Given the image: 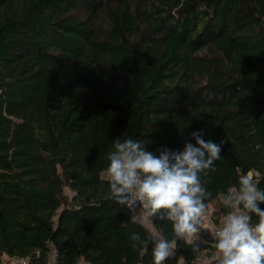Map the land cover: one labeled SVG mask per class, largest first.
I'll return each instance as SVG.
<instances>
[{"label":"trees","instance_id":"16d2710c","mask_svg":"<svg viewBox=\"0 0 264 264\" xmlns=\"http://www.w3.org/2000/svg\"><path fill=\"white\" fill-rule=\"evenodd\" d=\"M200 130L223 141L206 203L249 170L264 188V0H0V264H153L149 232L106 198L108 153L117 137L183 150ZM197 253L180 239L165 264Z\"/></svg>","mask_w":264,"mask_h":264},{"label":"clouds","instance_id":"9594fccd","mask_svg":"<svg viewBox=\"0 0 264 264\" xmlns=\"http://www.w3.org/2000/svg\"><path fill=\"white\" fill-rule=\"evenodd\" d=\"M195 144L187 142L183 150L167 147L157 149L158 155L146 150L145 144L132 138H115L108 153L106 177L108 199L134 211L133 222H150L164 210L161 220L172 223L174 239L158 233L151 235L153 264H165L177 250L182 239L199 252L201 229L205 227L210 193L201 181L214 171L215 161L221 158L220 144L203 138V131H194ZM223 202L231 209L210 231L216 256L209 264H264V188L259 186L252 171L238 176L229 187ZM139 206V211L135 207ZM253 215L257 218L253 222ZM133 246L147 248L148 240L132 233Z\"/></svg>","mask_w":264,"mask_h":264},{"label":"built area","instance_id":"2783aa9c","mask_svg":"<svg viewBox=\"0 0 264 264\" xmlns=\"http://www.w3.org/2000/svg\"><path fill=\"white\" fill-rule=\"evenodd\" d=\"M249 171H252L255 174V178L257 180L259 176V172L256 170H249ZM206 204H207V212H206V218L204 220L205 227L201 229V232L199 234V239L198 241H196L197 243H199V245H202V248L195 255L192 264H209V261L216 256L210 231L218 224V222L222 219L224 215L227 214L228 211H231V209L224 202L221 203V205L224 206L223 208H220L218 205H215L213 203H206ZM135 211L137 212L139 211L138 205L135 207ZM131 213L132 216L136 214L132 210ZM159 213L160 212H158L157 215ZM155 217H153L150 222H146L145 224H143V226L146 228V230L149 232L150 235H152L153 233L160 234L157 231L154 223ZM4 256L5 257L3 258V264H27V259L24 257L8 256V255H4ZM77 264H90V263L84 261L83 259H78ZM177 264H185V263L183 262L182 258H179L177 260Z\"/></svg>","mask_w":264,"mask_h":264},{"label":"rangeland","instance_id":"374dc122","mask_svg":"<svg viewBox=\"0 0 264 264\" xmlns=\"http://www.w3.org/2000/svg\"><path fill=\"white\" fill-rule=\"evenodd\" d=\"M103 174L105 175L106 174V172H103ZM5 256L3 255V258H4Z\"/></svg>","mask_w":264,"mask_h":264}]
</instances>
